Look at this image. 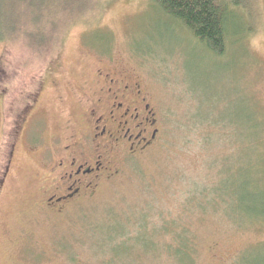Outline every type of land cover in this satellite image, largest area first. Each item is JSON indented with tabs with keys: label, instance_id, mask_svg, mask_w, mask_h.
<instances>
[{
	"label": "rangeland",
	"instance_id": "rangeland-1",
	"mask_svg": "<svg viewBox=\"0 0 264 264\" xmlns=\"http://www.w3.org/2000/svg\"><path fill=\"white\" fill-rule=\"evenodd\" d=\"M20 2L0 0V264H264V0H240L222 55L153 0H51L37 21ZM115 65L147 93L155 143L66 213L42 209L41 151Z\"/></svg>",
	"mask_w": 264,
	"mask_h": 264
},
{
	"label": "flooded vegetation",
	"instance_id": "flooded-vegetation-1",
	"mask_svg": "<svg viewBox=\"0 0 264 264\" xmlns=\"http://www.w3.org/2000/svg\"><path fill=\"white\" fill-rule=\"evenodd\" d=\"M53 75L48 73L50 84L54 83ZM92 80L89 93L80 95L75 103L76 121L65 123L40 153L45 184L39 203L47 211L66 213L92 197L103 180L118 172V159L139 155L156 141V118L135 77L115 65L95 69ZM42 91V86L34 91L32 107ZM26 108L21 120L33 109L28 108L25 114ZM15 134H19L17 129ZM9 167L10 159L1 184Z\"/></svg>",
	"mask_w": 264,
	"mask_h": 264
},
{
	"label": "trees",
	"instance_id": "trees-1",
	"mask_svg": "<svg viewBox=\"0 0 264 264\" xmlns=\"http://www.w3.org/2000/svg\"><path fill=\"white\" fill-rule=\"evenodd\" d=\"M24 1L25 0H18V2H20L19 5H21V3ZM27 1H28L27 5L32 7V10H35L37 12L36 21L38 20L39 17L41 18L43 16V14H41L43 12L47 11L46 16L49 17V15L53 16V14H56L59 11V10L57 11V9H59L58 5L57 6L55 5L54 9L52 8L50 4L51 0H34L33 2L31 0H26V2ZM54 1L57 4L65 3V5L68 2V0H54ZM153 1L167 17H169L172 21L178 23L180 26L184 27V29L192 36V38L198 44H200L205 50L211 52L213 55L223 54L225 48V42H226L227 27L229 25L232 26L234 30H236L233 31L232 33L237 35L239 29L235 28L234 26L238 27L237 21L242 20L243 19L242 16L245 15V9L243 5L240 4V0H225V1L224 0H153ZM239 6L242 9V13H240L241 15L236 11H234V8ZM36 7L38 9H36ZM64 8L66 7L64 6L62 11L64 10ZM143 221L144 218L143 217L140 218V216H138L137 222L143 225ZM167 227H170V225L168 224ZM183 239L185 240L186 244L178 243V245L175 248L179 250L180 249L179 247H181L184 258H187L188 257L187 254L190 248L186 239L185 238ZM137 240L139 241L140 239L137 238Z\"/></svg>",
	"mask_w": 264,
	"mask_h": 264
}]
</instances>
